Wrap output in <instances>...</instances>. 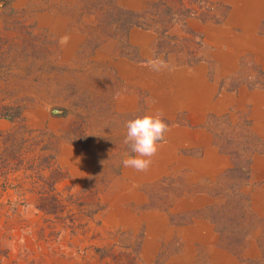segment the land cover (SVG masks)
<instances>
[{
	"label": "rangeland",
	"instance_id": "1",
	"mask_svg": "<svg viewBox=\"0 0 264 264\" xmlns=\"http://www.w3.org/2000/svg\"><path fill=\"white\" fill-rule=\"evenodd\" d=\"M4 1L0 264H264V0H114L155 20L122 37L99 0ZM157 112L166 142L124 167Z\"/></svg>",
	"mask_w": 264,
	"mask_h": 264
},
{
	"label": "clouds",
	"instance_id": "2",
	"mask_svg": "<svg viewBox=\"0 0 264 264\" xmlns=\"http://www.w3.org/2000/svg\"><path fill=\"white\" fill-rule=\"evenodd\" d=\"M69 41L70 37L65 35L59 39L58 43L64 47ZM148 66L154 71L166 67L162 60H150ZM125 127L127 133L124 143L129 145L131 152L135 155L125 158L122 161L123 166L137 172H147L153 163V157L166 142V134L171 131V128L164 121L162 112L129 120Z\"/></svg>",
	"mask_w": 264,
	"mask_h": 264
},
{
	"label": "trees",
	"instance_id": "3",
	"mask_svg": "<svg viewBox=\"0 0 264 264\" xmlns=\"http://www.w3.org/2000/svg\"><path fill=\"white\" fill-rule=\"evenodd\" d=\"M5 2L4 0H0ZM102 3L100 4V8L105 10L103 14L102 23L104 27H111L112 30L116 33H119L120 36H125L126 32L130 27H143L150 28L155 24V20H149L148 18H141L136 14V12L124 9L114 3V0H99ZM104 6V8H103ZM106 8V9H105ZM94 8H92L93 11ZM173 22L171 20L165 22L167 25H171ZM18 116V112L15 111L10 114L7 107L5 105H0V118L12 119L13 117ZM9 154H7L8 156ZM5 153L0 154V163L2 168L5 167V161L8 160ZM235 175L241 176L244 179L248 176V167H233L226 170V175ZM39 208L44 209L46 212H52L55 210V201L52 198L42 199L38 204Z\"/></svg>",
	"mask_w": 264,
	"mask_h": 264
},
{
	"label": "crops",
	"instance_id": "4",
	"mask_svg": "<svg viewBox=\"0 0 264 264\" xmlns=\"http://www.w3.org/2000/svg\"><path fill=\"white\" fill-rule=\"evenodd\" d=\"M232 65H233V62H232ZM232 65H231V66H232Z\"/></svg>",
	"mask_w": 264,
	"mask_h": 264
}]
</instances>
